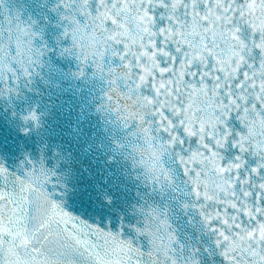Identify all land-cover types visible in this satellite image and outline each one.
Segmentation results:
<instances>
[{"label": "snow or ice", "instance_id": "snow-or-ice-1", "mask_svg": "<svg viewBox=\"0 0 264 264\" xmlns=\"http://www.w3.org/2000/svg\"><path fill=\"white\" fill-rule=\"evenodd\" d=\"M50 10L74 75L91 66L106 84L96 111L109 161L136 185L135 222L121 217L113 231L68 211L70 169H58L71 153L49 157L45 144L15 172L0 159V264H264V0H56ZM0 17V100L12 105L48 49L8 0ZM20 119L26 135L42 126L35 109Z\"/></svg>", "mask_w": 264, "mask_h": 264}, {"label": "water", "instance_id": "water-1", "mask_svg": "<svg viewBox=\"0 0 264 264\" xmlns=\"http://www.w3.org/2000/svg\"><path fill=\"white\" fill-rule=\"evenodd\" d=\"M56 0H8L11 11H18L23 21H35L34 31L39 33L35 44L48 51L43 66L23 95L12 105L0 100V159L12 171H17L24 153L39 158L41 148L47 145L50 157L53 148L71 153L70 188L65 207L74 215L113 231L123 217L134 223L131 206L137 202L136 185L123 174V165L110 162V130L101 114L96 111L106 87L104 81L93 76L89 66L84 76L75 56L61 55V49L70 45L62 38L63 27L59 17L50 9ZM2 20V17H0ZM35 109L41 117V127L24 134L25 125L20 116ZM15 113V115H13ZM52 163L51 159L48 161ZM105 195L112 203L105 202ZM182 230L186 228L181 222ZM191 231V229H187ZM207 242V240L205 241Z\"/></svg>", "mask_w": 264, "mask_h": 264}, {"label": "clouds", "instance_id": "clouds-1", "mask_svg": "<svg viewBox=\"0 0 264 264\" xmlns=\"http://www.w3.org/2000/svg\"><path fill=\"white\" fill-rule=\"evenodd\" d=\"M85 40L87 41V37L85 38ZM38 72H39V71H38ZM39 75H40V74H39ZM39 75H37V76H39ZM37 76H35V77H37ZM35 77H34V78H35ZM64 170H65V169H62V168L58 169V171L61 172V173L64 172ZM70 179H71V177H70V175H69V178L66 180V183L68 184V187H69V189L71 190V188H70V184H69ZM68 192H69V191H68ZM105 202H106V201H105Z\"/></svg>", "mask_w": 264, "mask_h": 264}]
</instances>
